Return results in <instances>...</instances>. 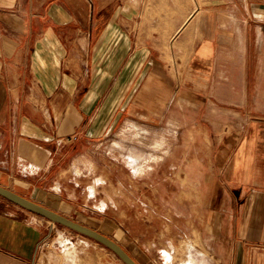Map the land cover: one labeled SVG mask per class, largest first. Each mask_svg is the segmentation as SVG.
Returning <instances> with one entry per match:
<instances>
[{
  "label": "crops",
  "instance_id": "1",
  "mask_svg": "<svg viewBox=\"0 0 264 264\" xmlns=\"http://www.w3.org/2000/svg\"><path fill=\"white\" fill-rule=\"evenodd\" d=\"M220 55L233 59L227 79ZM175 102L199 141L167 148L168 130L140 122ZM124 123L113 148L136 176L156 150L199 152L169 164L197 168L200 221L231 247L226 264H264V0H0V185L65 215L53 205L73 195L78 150ZM152 131L147 148L126 149ZM1 199L0 264L54 262L49 222Z\"/></svg>",
  "mask_w": 264,
  "mask_h": 264
},
{
  "label": "rangeland",
  "instance_id": "2",
  "mask_svg": "<svg viewBox=\"0 0 264 264\" xmlns=\"http://www.w3.org/2000/svg\"><path fill=\"white\" fill-rule=\"evenodd\" d=\"M230 11L231 6L229 14ZM228 48L231 46L228 45ZM169 60L174 65L177 63L173 55H169ZM217 61L216 70L225 73L223 79L235 74L232 57L220 55ZM181 105L175 102L160 123L148 120L140 122L160 132L168 130L165 147L169 142L182 147L183 143L199 141L190 126L185 124L187 121ZM124 125L105 139L78 150L79 170L73 167L65 175L64 185L67 192L73 195H70L71 198L54 200L53 207L64 211L67 217L95 227L117 241L139 264H180L189 258L194 264H226L225 259L231 247L224 246V242L213 231L205 228V222L202 224L200 221L207 217V208L203 204L205 198L204 202L200 198L206 185L189 181V177L199 178L198 174L194 175L197 168L193 171L191 167L192 174H186L187 169L183 166L177 165L175 170L170 167L174 159L177 160L176 164H180L179 160L182 163L185 154L194 155L199 152L180 149L175 151V158L173 154L169 158V153H164L163 149L156 150L161 158L158 162H150L154 169H148L143 176H136L133 169L124 163L125 148H113L115 140L122 137ZM153 132L141 142L137 138L126 141V149L147 148V144L154 140ZM205 174L207 176L209 173ZM91 186L96 188L95 193L90 192ZM1 198L0 202H3ZM103 201L107 203L105 212L99 211ZM44 219L49 222L44 251L46 255L51 253L56 257L54 262L48 260L44 264H125L97 241ZM71 241L75 243L72 248V245H67ZM70 251L73 252L68 255Z\"/></svg>",
  "mask_w": 264,
  "mask_h": 264
},
{
  "label": "water",
  "instance_id": "3",
  "mask_svg": "<svg viewBox=\"0 0 264 264\" xmlns=\"http://www.w3.org/2000/svg\"><path fill=\"white\" fill-rule=\"evenodd\" d=\"M0 196L17 206L97 241L115 253L125 264H139L117 241L90 226L75 221L2 185H0Z\"/></svg>",
  "mask_w": 264,
  "mask_h": 264
}]
</instances>
